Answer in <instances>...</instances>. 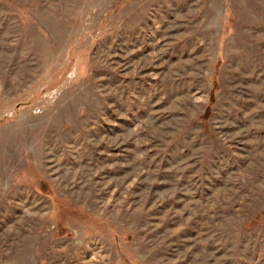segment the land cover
I'll list each match as a JSON object with an SVG mask.
<instances>
[{
  "label": "rangeland",
  "instance_id": "1",
  "mask_svg": "<svg viewBox=\"0 0 264 264\" xmlns=\"http://www.w3.org/2000/svg\"><path fill=\"white\" fill-rule=\"evenodd\" d=\"M0 264H264V0H0Z\"/></svg>",
  "mask_w": 264,
  "mask_h": 264
},
{
  "label": "trees",
  "instance_id": "2",
  "mask_svg": "<svg viewBox=\"0 0 264 264\" xmlns=\"http://www.w3.org/2000/svg\"><path fill=\"white\" fill-rule=\"evenodd\" d=\"M205 118L207 119V115L205 116Z\"/></svg>",
  "mask_w": 264,
  "mask_h": 264
}]
</instances>
